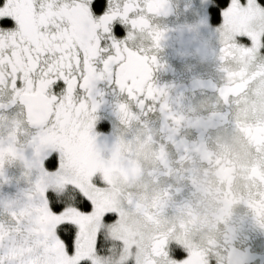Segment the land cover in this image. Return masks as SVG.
I'll return each instance as SVG.
<instances>
[{
	"label": "flooded vegetation",
	"instance_id": "1",
	"mask_svg": "<svg viewBox=\"0 0 264 264\" xmlns=\"http://www.w3.org/2000/svg\"><path fill=\"white\" fill-rule=\"evenodd\" d=\"M73 2L0 0V264H63L53 209L69 186L85 196L93 182L110 185L111 198L95 194L121 199L134 219L139 263L264 264V44L242 54L241 35L215 22V0H167V14L104 0L148 25L118 16L111 33L97 30L96 55L74 26L83 12L57 15ZM41 3L52 14L39 15ZM113 39L139 54L119 62L123 90L115 61L100 78ZM23 98L38 100L34 125Z\"/></svg>",
	"mask_w": 264,
	"mask_h": 264
},
{
	"label": "rangeland",
	"instance_id": "2",
	"mask_svg": "<svg viewBox=\"0 0 264 264\" xmlns=\"http://www.w3.org/2000/svg\"><path fill=\"white\" fill-rule=\"evenodd\" d=\"M246 0H238V5H243ZM228 26L232 28L236 35L246 34L251 32L256 36L257 45L255 50L262 49L264 42V7L258 0H251L246 7L238 6L235 8L229 18ZM264 63V57L261 58ZM95 159V157H93ZM94 167H98L99 163L93 162ZM128 176H133L128 175ZM62 174L60 178H64ZM43 186L60 188L46 179L42 182ZM94 188L91 192L89 189H84L87 198L92 204L89 213H83L79 209L72 207L73 202L56 201L62 209L55 218L54 222L71 223L76 226L77 236L74 241V253L67 255L66 250L62 247L59 254L63 264H80L84 261H89L90 264H142L139 263L137 249L135 248L136 232L135 221L127 212L126 207L121 199L114 198L113 200L100 198L95 194V191L105 192L109 197H112V187L110 185L92 183ZM95 196H94V195ZM58 197V196H57ZM45 205V201H43ZM108 215L114 217L113 220H106ZM54 217V215L52 216ZM60 233V229H59ZM61 234V233H60ZM104 237L102 248L99 252L98 239ZM104 253V254H103Z\"/></svg>",
	"mask_w": 264,
	"mask_h": 264
},
{
	"label": "snow or ice",
	"instance_id": "3",
	"mask_svg": "<svg viewBox=\"0 0 264 264\" xmlns=\"http://www.w3.org/2000/svg\"><path fill=\"white\" fill-rule=\"evenodd\" d=\"M264 2V0H262ZM251 0H246V3L243 5H238V0H224L223 7L219 11V24L221 27L226 28L229 24V18L232 13V11L240 7H246L247 4H250ZM36 0H29V6L32 8H35ZM131 5H125V10L123 13L112 11L111 9H105V3L104 0H87V3H83L82 0H74L72 4H65L60 9V12L57 13L59 15L60 13L64 12L67 9L72 10H81L83 12V15L78 17L75 21L74 26L82 29L87 34V38L89 40L94 41V43L91 44V48L95 51L96 55H99L100 51H104L105 49L100 48V38L97 35V30L102 31L103 33H111L113 29L110 27V25L117 19V17H120V20L122 23H130L133 28H144L146 25H148V22L146 18L142 17L140 20H129L128 19V11L130 10ZM145 8L149 13L154 14H160L163 12L164 14H167V11L165 9L167 8V0H145ZM41 12L39 15L41 16H47L52 14L53 11V5L52 3H41L40 4ZM170 10V9H169ZM94 12L96 14L102 13V15H94ZM7 22V21H6ZM58 28H61L63 30V21H61V24L57 25ZM115 35L118 37L122 35L121 29L117 26L115 29ZM152 38L156 44L157 47H159V41L162 38V33L160 32H154L152 35ZM240 43L247 46L241 49L242 54L246 53H252L257 45V39L256 36L253 35L251 32H248L246 34H243L240 36ZM112 49L114 50V55L109 56L107 59L103 61L105 67L103 71L100 74V78H103L105 75L108 76L110 79L113 75V61L117 63V67L115 69L116 74V83L118 86L121 87L123 90V82L120 77V70H119V62L123 60L125 55L129 60H131L134 57H138L139 54L136 52H132L128 50L127 48H122L121 43L113 39L112 42ZM221 52H225V48H221ZM221 59H224V56H221ZM151 62L153 64L156 63V57H151ZM83 65V71H82V78L85 81V84L87 85V82L89 80V74L92 72V66L90 64V57L85 52V55L81 61ZM233 74H229L230 78ZM70 87V85H59V87ZM55 99V97H54ZM70 155V154H69ZM60 153H57V156L54 157L51 161H49V167L57 168L59 166V160ZM84 203L89 206V210L91 209V203L87 196L85 195ZM53 215H57V210L53 209ZM65 248L69 254L74 253V241L69 240V242L65 245Z\"/></svg>",
	"mask_w": 264,
	"mask_h": 264
},
{
	"label": "trees",
	"instance_id": "4",
	"mask_svg": "<svg viewBox=\"0 0 264 264\" xmlns=\"http://www.w3.org/2000/svg\"><path fill=\"white\" fill-rule=\"evenodd\" d=\"M258 2L264 7V2H262V0H258ZM223 3H224V0H215V22H219L218 13L222 9ZM263 44H264V42H263ZM68 192L71 193V196H72L68 202H73V204H74L71 206L79 209L83 213H89V211L91 209L89 210V206L84 203L85 196L79 190H77L76 188H74L72 186H69ZM91 208H92V204H91ZM113 219H114V217L112 215H108L106 217V220H113ZM59 229H60V233H61V234L60 233L59 234L63 237L66 244L69 242L70 239L73 241L76 240L77 231H76V226H74L73 224L67 223V222L61 223ZM58 232H59V230H58ZM102 242H104L103 236H101L100 239H98L97 246L99 247V252H104V251H100L101 249L103 250ZM80 264H90V262L84 261V262H81Z\"/></svg>",
	"mask_w": 264,
	"mask_h": 264
},
{
	"label": "water",
	"instance_id": "5",
	"mask_svg": "<svg viewBox=\"0 0 264 264\" xmlns=\"http://www.w3.org/2000/svg\"><path fill=\"white\" fill-rule=\"evenodd\" d=\"M22 103L25 105L27 110V115L31 124H36L38 118H40L39 112L41 111L38 100L34 98H23Z\"/></svg>",
	"mask_w": 264,
	"mask_h": 264
}]
</instances>
